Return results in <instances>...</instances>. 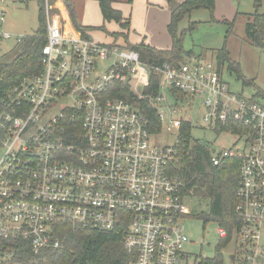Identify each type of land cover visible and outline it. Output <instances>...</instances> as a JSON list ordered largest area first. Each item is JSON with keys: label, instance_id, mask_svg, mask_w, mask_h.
I'll return each mask as SVG.
<instances>
[{"label": "built area", "instance_id": "built-area-1", "mask_svg": "<svg viewBox=\"0 0 264 264\" xmlns=\"http://www.w3.org/2000/svg\"><path fill=\"white\" fill-rule=\"evenodd\" d=\"M59 10L44 0L40 72L0 100V264H19L20 241L34 254L59 247L55 225L119 226L133 264L191 260L183 227L190 211L171 164L183 120L195 125L194 110L215 132L229 123L244 130L221 133L236 142L211 151V161L239 160L232 264H263L264 97L231 92L219 68L201 56L176 67L148 65L126 44L83 36ZM150 72L159 88L145 97ZM117 83L151 103L161 128L176 131L172 143L154 144L146 117L127 100L107 96ZM216 233L218 240L227 236L220 227Z\"/></svg>", "mask_w": 264, "mask_h": 264}, {"label": "trees", "instance_id": "trees-1", "mask_svg": "<svg viewBox=\"0 0 264 264\" xmlns=\"http://www.w3.org/2000/svg\"><path fill=\"white\" fill-rule=\"evenodd\" d=\"M66 1V0H65ZM117 0H98L103 23L114 22L121 30L128 28L129 20L124 19L121 11L113 7ZM260 2L261 0H256ZM55 0H48L53 4ZM131 3V0H128ZM170 19L167 24L172 45L168 49H157L143 42L128 44L127 47L139 54L140 60L148 65L168 63L171 66H179L188 57L193 55L191 51H185L182 41L187 32H191L196 23L190 22L187 29L177 32L179 22L189 16L193 10L206 9L213 13L215 0H183L180 3L169 2ZM38 5V29L34 34L23 36L20 44V52L10 61H0V100L9 91L19 85L23 78L37 74L41 70V49L45 44L46 19L44 12V0H37ZM70 17L74 27L86 36L89 27L79 25L74 17L71 5H68ZM252 22L247 23L246 33L250 41L256 46H264V15L256 10ZM229 29L232 26L230 22ZM104 28V26H102ZM114 38L127 36L121 33H112ZM219 59L227 63L232 70H237L238 65L230 61L228 51L224 46L219 51ZM1 59V58H0ZM241 77V76H240ZM159 88V76L154 72L149 74V85L143 89L144 96H155ZM259 97L264 95L259 94ZM107 96L121 98L130 102L141 112L148 121V129L151 134L161 132V123L157 117L156 109L145 98H138L137 94L129 89L127 84H115L109 89ZM180 98L184 96L178 94ZM256 97V96H255ZM191 122L183 120L180 129V146L177 149L175 160L171 164V173L183 183L182 196L192 197L205 203V208L192 212L190 218L198 219L203 224V232L209 223H215L217 227L227 232L225 238L217 241L216 251L212 257L194 256L185 264H224V250L232 242L237 224L235 212L236 189L238 187L239 160L229 158L222 160L218 165H213L211 148L199 140L191 139ZM243 133V128L237 124L229 123L225 126H217L216 133ZM54 236L59 240L57 248H46L34 254L24 243L19 242V264H133L134 255L128 253L122 244V229L116 227L112 231H99L81 229L70 225H55ZM231 255H229L230 258Z\"/></svg>", "mask_w": 264, "mask_h": 264}, {"label": "rangeland", "instance_id": "rangeland-1", "mask_svg": "<svg viewBox=\"0 0 264 264\" xmlns=\"http://www.w3.org/2000/svg\"><path fill=\"white\" fill-rule=\"evenodd\" d=\"M170 1L180 3L183 0H131V3L128 0H117L113 6L119 8L124 16L130 17L131 35L134 31L139 35L148 36V41L153 44L164 47L168 45L170 48L172 41L166 28ZM64 2L71 5L79 25L91 28L90 34L95 40H100V43L104 42V44L114 43L115 39L112 33H109L115 30L114 24L102 22L98 0H64ZM256 10L264 15V0L260 2L215 0L213 13L206 9L193 10L189 16L179 22L177 32L187 29L190 22L196 23L191 32L185 34L182 41L183 49L205 58L219 68L223 81L229 86L231 92L259 97V94L264 95V46L253 44L246 33V25L253 21L251 15ZM68 13L70 14L69 9ZM37 14V0H0V35L11 36L10 39L0 40V61L10 62L21 49L16 39L37 31ZM223 22L232 23L231 28L229 29L228 24ZM224 46L230 61L238 65L241 77L236 73L237 70L230 69L226 62L220 61L219 51ZM191 114L195 118V125L191 132L192 140L207 144L214 153L221 152L236 142L234 137L219 135L203 126L199 111L194 110ZM175 134L174 129L168 131L164 127L160 133L151 138V141L158 146L167 145L173 142ZM184 203L190 211L189 214L205 208V203L192 197H186ZM183 227L191 241L185 249L192 255V259L194 256L212 257L214 255L218 241L215 223L207 224L203 232V224L200 220L186 217L183 219ZM234 249V243H231L223 251L224 264H232L229 255L234 252Z\"/></svg>", "mask_w": 264, "mask_h": 264}, {"label": "crops", "instance_id": "crops-1", "mask_svg": "<svg viewBox=\"0 0 264 264\" xmlns=\"http://www.w3.org/2000/svg\"><path fill=\"white\" fill-rule=\"evenodd\" d=\"M54 5H56V6H58L60 8V10H59L60 16L61 17H64V18H67L68 17L69 20H70V22H71V24L73 25L72 20H71V17H70V14L67 15V13L64 11L65 8H66L67 11L69 9L68 8V5L64 2V0H55ZM115 9L120 10L119 8H115ZM121 14H122V16H123L124 19H128L129 20L128 28L125 29V30H121L119 28L118 24H116L114 22H108V24L109 23H113L114 24V27H115V30L114 31H111L109 33H121L122 32L124 35L127 36V41L123 38V36H119L117 38H114L115 39L114 42H116L118 44H121V45H123V44H126V45H128V44H139V43L143 42L144 44L149 45V46L154 47V48H157V49H168V47H169L168 45L164 47L162 45L153 44L152 42H149L148 41V36H146V35H139V34H137L134 31H133V35H131L130 34V17L124 16V14L122 13V11H121ZM169 19H170V9H169ZM169 19H168V21L166 20L167 24L169 22ZM101 20L103 22L102 16H101ZM167 24H166V28H167ZM90 33H91V30L90 31H86V36L87 37H90V38H93ZM96 41H99L100 42V40H96ZM101 43H104V42H101ZM263 239H264V237H263Z\"/></svg>", "mask_w": 264, "mask_h": 264}, {"label": "water", "instance_id": "water-1", "mask_svg": "<svg viewBox=\"0 0 264 264\" xmlns=\"http://www.w3.org/2000/svg\"><path fill=\"white\" fill-rule=\"evenodd\" d=\"M230 259H232V256H230Z\"/></svg>", "mask_w": 264, "mask_h": 264}]
</instances>
